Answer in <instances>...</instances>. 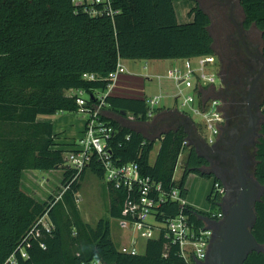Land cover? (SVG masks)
Listing matches in <instances>:
<instances>
[{"label": "trees", "instance_id": "trees-1", "mask_svg": "<svg viewBox=\"0 0 264 264\" xmlns=\"http://www.w3.org/2000/svg\"><path fill=\"white\" fill-rule=\"evenodd\" d=\"M215 1L210 2L218 13L215 21L210 5L205 8L196 0L189 11L192 20L180 23L172 0H111L116 11L113 16L92 15L88 3L76 4L73 0H0V264L12 254L17 256V264H89L94 258L104 264H188L165 228L145 241L143 252L131 254L118 249L108 219L101 218L93 226L84 222L76 202L81 181L87 170L104 179L103 166L93 153L86 168L72 180L76 171L66 165L64 153L73 149L74 142L67 149L58 148L53 125L37 118L59 111L76 112L75 97L67 96V90H107V79L87 81L82 74L107 76L118 59L175 60L213 55L219 63L222 86L210 94L223 102L230 130L244 124L248 86L260 65L250 58L239 36L246 44V39L253 42L264 58V0H236L241 9V17L235 22L239 32L229 14L230 6ZM262 90L259 136L253 147V176L260 184H264V80ZM104 101V107L121 117L130 115L140 123L153 119L152 133L146 135L139 127L102 115L113 128L108 140L111 160L116 165L136 163L141 176L160 184L155 195L166 197L178 189L186 198L190 174L214 177L200 169L209 160L189 140L185 115L157 107L150 118L142 98L106 95ZM156 143L158 151L151 162ZM182 153L186 156L176 181L174 172ZM60 168L65 190L48 212L54 229L46 233L38 227V235L26 238L48 203L23 191V171ZM214 182L222 185L217 177ZM106 186L109 216L133 221L122 214L127 191L109 183ZM220 196L213 187L206 197L210 205L206 213L166 200L154 208L152 215L156 222L164 223L182 212L190 223L202 227L199 215L210 217L215 208L219 211ZM254 211L251 232L264 247V194L256 201ZM24 240L26 259L16 252ZM243 264H264V253L251 252Z\"/></svg>", "mask_w": 264, "mask_h": 264}, {"label": "built area", "instance_id": "built-area-1", "mask_svg": "<svg viewBox=\"0 0 264 264\" xmlns=\"http://www.w3.org/2000/svg\"><path fill=\"white\" fill-rule=\"evenodd\" d=\"M80 3H88L90 5L88 11L92 15L105 13L113 16L116 12L112 8L111 0H82ZM195 59L197 60L196 67H192L187 61L183 69L173 67L167 70L166 77L174 80L177 87L181 84L190 90L189 93H184L178 88L177 93L174 94L175 99L181 100L179 103L180 110L177 109V111L193 122L195 140L205 147H212L217 143L221 128L226 121L223 102L220 99L212 98L211 94H208L209 90H218L215 85L217 76L220 80V87L222 86L220 68L218 73L209 69L217 62L216 57L213 55L199 56ZM121 61V59L117 60L115 69L109 72L107 76L86 72L82 74V79L94 81L105 78L109 81L107 84L108 90L116 78L125 72V67ZM107 90L96 89L92 93H88L82 89H70L66 91L68 92L67 94L65 93L69 97H75L77 104L76 113L84 115L81 135L74 142L73 149L66 151L64 156L66 165L76 171V174L71 179H75L86 168L91 160V155L95 153L104 169L103 180L114 188H122L127 191L122 214L129 216L133 221L120 220L122 221L121 225L131 228L132 231L141 232L139 237H132L126 252L131 254L139 253L138 244L140 237L145 240L157 237L160 230L165 228L172 236L173 242L178 244L180 256L188 264H205L211 242V229H206L205 224L202 227L194 226V224L190 223L188 216L182 212L167 219L164 223L156 222L152 215L154 208L166 200L177 201L181 206L188 205L186 198L179 194V190L173 189L166 197L161 195L158 197L155 193L160 190V184L141 176L136 163L128 162L116 165L111 160L112 154L108 148V140L113 135V128L109 121L102 118V110L105 105L104 98ZM92 100L94 101L91 102ZM160 100L161 95H153L145 99L148 108L147 115L150 118L154 116V111L158 107ZM177 100L175 101L177 102ZM190 114L198 116L199 122H194ZM199 129L202 130L199 131ZM213 187L215 193L222 195L223 186L220 183L214 182ZM58 199L56 198L51 204H48L46 211L37 219L35 226L29 231L26 238L34 233L38 235L40 228L46 233H50L54 229L48 212ZM210 215L209 218L222 217L220 211L212 212ZM150 216L154 222L148 221ZM155 231H157V234H155ZM24 243L25 240L19 243L16 252L21 258L26 259L27 252ZM41 247H44V244H41ZM16 258L17 256L12 254L4 264H17ZM89 264L104 263L94 258Z\"/></svg>", "mask_w": 264, "mask_h": 264}, {"label": "rangeland", "instance_id": "rangeland-1", "mask_svg": "<svg viewBox=\"0 0 264 264\" xmlns=\"http://www.w3.org/2000/svg\"><path fill=\"white\" fill-rule=\"evenodd\" d=\"M74 3H80L82 0H73ZM202 5L206 8L208 7V4L210 5V2H216L215 0H199ZM232 5L229 10V14H232L235 22L237 23V20L241 17V9L239 5L237 4L236 0H231ZM173 4L175 6L176 12L178 14V19L182 23L189 22L187 21V10L190 7H195L196 0H173ZM233 6V7H232ZM181 7V8H180ZM212 11L214 10L216 13L215 8H212V5L209 6ZM232 7V8H231ZM232 9V12L230 13ZM214 13V21L216 20L217 14ZM239 26V25H238ZM255 35L258 36L257 30H253ZM215 35V34H214ZM255 36V37H256ZM257 42L259 44V47L261 46V42L259 40V37L257 38ZM258 47V48H259ZM121 63L125 67V75L127 78H130L129 83L125 86L128 90H130V93H134V95H138L139 97H143L142 90L144 91V95L146 96H155V95H161V100L158 104V107L164 106L166 108L170 109H178L180 110V101L174 98V94L177 93L178 88H180L184 93H189L190 90L186 89L184 85H179L177 87L174 80L167 79L165 77H155L156 75H164L167 72V69L170 67H173V64H177V61H174L173 59H165V60H143V59H136V60H125L121 59ZM178 60V59H176ZM172 63V65H171ZM190 65L192 67L197 66V60L195 58H192L191 61H189ZM184 63L179 62L178 66L182 65ZM219 63L218 61L211 66L209 69L213 70L214 72L218 73L219 71ZM151 78L152 80H149ZM264 78V75L263 77ZM217 89L220 88V80L219 77H216V83H215ZM219 92V91H218ZM263 90H260V95H262ZM66 94L68 92H65ZM70 93V92H69ZM212 94L213 91L209 90L208 94ZM177 100V102L175 101ZM162 108V107H160ZM259 112V111H258ZM191 119L194 122H199V117L190 114ZM61 116H67L72 119V123H78L81 120H83L84 115L81 113L76 112H57L53 115H40L38 116V121L43 120H51V121H57L58 118ZM187 122V130L189 132V140L197 145L199 151L204 154L211 162L212 164H216L217 158L216 154L222 152L223 144L222 141H218V143L215 144L212 148H204L202 144H200L197 140H195V127L193 126V122L189 120L187 117H185ZM129 121H126L131 126H136L144 130L146 135H149L152 133L151 127L153 126V119H150L148 123H140L136 122L131 118H128ZM79 124V123H78ZM225 126H222L221 130ZM202 129H199V131ZM230 131V129L228 130ZM82 132V129H81ZM80 132V135H81ZM78 135V136H80ZM78 136L76 138H78ZM69 137H66V134L63 132H58L54 135V140H67ZM55 142V141H54ZM57 147L64 146L62 149H67L69 144H61L58 142H55ZM159 146L158 143L155 144V148ZM154 148V149H155ZM155 155V150L151 152V160H153ZM65 156V153H64ZM185 153L180 154L178 163L174 172V180L178 181L183 170V163L185 160ZM218 157V156H217ZM208 169V168H207ZM213 169V168H212ZM251 172V171H249ZM194 178V180H193ZM63 179V169H55L50 171H40V170H25L22 174V189L27 194L32 196L34 199L40 202H47L48 204H51L56 198H59L61 193L65 190V187L62 183ZM207 180L211 181V186L208 187ZM193 181H195L193 183ZM189 187H188V197L189 200L193 201H200L203 202L206 200V197L208 194H212L213 191V185H214V177H211L209 179L203 178L200 176H193L189 178ZM223 183V182H222ZM208 190V191H207ZM109 192L106 186V182L103 179L98 178L95 176L90 170H87L84 174V177L81 181V187L77 193V206L81 215V218L84 222L95 225V223L101 219L105 218L108 219L110 222V231H111V238L114 240V242L117 244V247L121 251H127L129 247V243L127 240H131L133 236H138L141 232L139 231H129L127 228L121 225V222L117 218H112L109 216ZM215 212L218 211V208L214 209ZM149 222H154L153 218L150 216L148 217ZM158 225V223H156ZM160 225V224H159ZM155 234H157V231H155ZM139 246L138 251L139 253L143 252L144 250V238H139Z\"/></svg>", "mask_w": 264, "mask_h": 264}, {"label": "water", "instance_id": "water-1", "mask_svg": "<svg viewBox=\"0 0 264 264\" xmlns=\"http://www.w3.org/2000/svg\"><path fill=\"white\" fill-rule=\"evenodd\" d=\"M236 27L239 30L237 25ZM255 57L260 62V68L249 87L246 97L247 124L240 139L236 142L233 155L236 161L240 190L235 204L221 220L218 240L210 242L205 264H243L251 252L264 253V247L257 243L251 232L256 220L254 205L264 194V184H260L254 178L253 172L249 179L246 177L244 161L240 154L241 146L250 136H259L257 129L260 119L252 111V91L264 74V58L261 55H255ZM199 218L204 222L206 229L214 228L209 217L201 214Z\"/></svg>", "mask_w": 264, "mask_h": 264}, {"label": "flooded vegetation", "instance_id": "flooded-vegetation-1", "mask_svg": "<svg viewBox=\"0 0 264 264\" xmlns=\"http://www.w3.org/2000/svg\"><path fill=\"white\" fill-rule=\"evenodd\" d=\"M220 1L225 3L226 5H229V6L232 5L231 0H220ZM230 12H232V9ZM231 17L235 24V27L236 25L238 26V24L235 23V20L232 14H231ZM238 31L240 30L237 29V32ZM239 37L243 41L245 50L250 56V58L253 61H257L258 65H260L259 60L255 57V55H260V50L254 49L255 44L253 42L246 39L247 40V44H246L243 38L241 36ZM249 50H254V53H251ZM262 77L253 87V91H252V111L257 115L259 119L261 118L260 109H259V105L261 102V96L259 97L258 95H260V90H262V84L264 80V78ZM250 85L248 86V91H249ZM248 91H247V94H248ZM245 114L246 116H245L244 124H241L240 126L238 125L235 127V129H231L230 131H228L230 128L227 125V122L225 121V124H224L225 127L221 130L219 137H218V141L219 142L222 141L223 150L222 152L217 153L218 157H217L216 164L213 165L212 162L207 158L209 160V164L200 168L202 171L212 173L214 178L217 177L221 180V182H223L222 183L223 193L220 196V199L218 201V204H219L218 207H219V211L222 214V217L221 218H210L211 225L214 227L212 229L211 241L218 240V230H219L221 220L224 219L225 215L228 213V210L235 204V200L240 190L239 179H238L237 168H236V161L233 155H234L236 142L240 139L241 135L244 132L246 124H247L246 106H245ZM255 139L256 137L250 136L249 139L240 148V154L244 161L245 175L248 179L251 177L252 172H253V163H254L253 147H254ZM212 147L204 146V148H212Z\"/></svg>", "mask_w": 264, "mask_h": 264}, {"label": "crops", "instance_id": "crops-1", "mask_svg": "<svg viewBox=\"0 0 264 264\" xmlns=\"http://www.w3.org/2000/svg\"><path fill=\"white\" fill-rule=\"evenodd\" d=\"M173 2V0H172ZM174 5V4H173ZM181 8V7H180ZM193 8L190 7L188 10H187V21H191L192 20V17L189 15V11ZM174 9H175V6H174ZM175 12H176V9H175ZM178 16L177 12H176V17ZM177 20L178 22L182 23L178 17H177ZM192 59L190 60H185V59H178V60H174V61H177L178 63L179 62H182L184 63L183 66L180 65L178 66V63L177 64H173V67H179L181 69H183L184 65L186 64L187 61H191ZM172 65V63H171ZM173 67H170L168 68L167 70L173 68ZM125 73V72H124ZM122 73L120 74L116 80L113 82V84L108 88V90L106 91V95H112V96H119V97H127V98H142V99H147L151 96H146L144 95V91L142 90V94H143V97H139L138 95H134V93H130L131 91L128 90L127 88H125V86L127 85V83H129L130 81V78H127L126 76H124L125 74ZM155 77L159 78V77H166V74L164 75H156ZM168 79V78H167ZM149 80H152L151 78H149ZM162 107L163 110H171V111H177V109H170V108H166L164 106H160ZM102 115L105 117V119H116L118 121H121L122 123H127L126 121H129L128 118H131L132 117L130 115H127L126 118L124 117H121L118 113L112 111L110 108H108V106H105L102 110ZM126 120V121H125ZM40 122H45V123H51L53 125V131H54V134L58 133V132H63L66 134V137H69L67 140H55V142H58V143H63V144H69L68 147H72L73 146V142H76L77 141V136L80 135V132H81V129L83 127V120H81L80 122L78 123H72V119L70 117H67V116H61L60 118L57 119V121H51V120H43V121H40ZM79 137V136H78ZM159 147V146H158ZM158 147L155 148V155H154V158L153 160H151V156H150V161L153 162L155 160V157H156V154H157V151H158ZM58 148H64V146H60ZM193 176H197L195 174H190L186 180V188L188 190V187H189V178L190 177H193ZM194 180V178H193ZM209 181L208 182V187L211 186V181L210 180H207ZM195 181H193L194 183ZM208 191V190H207ZM209 195V194H208ZM207 195V196H208ZM186 201H187V204L203 213H206L207 211H209L210 209V205H209V202L206 200H204L203 202H200V201H193V200H189V197H188V193H187V196H186ZM127 228V227H125ZM129 231L132 232L131 228H127ZM141 238V237H140ZM130 240H127V242L129 243ZM140 241V240H139ZM145 239H144V244L143 246H145ZM139 246V244H138ZM144 251V250H143Z\"/></svg>", "mask_w": 264, "mask_h": 264}]
</instances>
